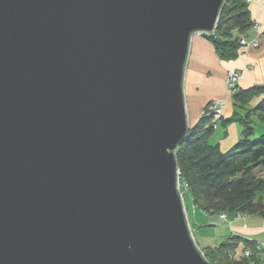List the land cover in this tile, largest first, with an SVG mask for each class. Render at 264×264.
Instances as JSON below:
<instances>
[{
	"label": "water",
	"instance_id": "95a60500",
	"mask_svg": "<svg viewBox=\"0 0 264 264\" xmlns=\"http://www.w3.org/2000/svg\"><path fill=\"white\" fill-rule=\"evenodd\" d=\"M224 2L0 0V264H209L174 150Z\"/></svg>",
	"mask_w": 264,
	"mask_h": 264
},
{
	"label": "trees",
	"instance_id": "16d2710c",
	"mask_svg": "<svg viewBox=\"0 0 264 264\" xmlns=\"http://www.w3.org/2000/svg\"><path fill=\"white\" fill-rule=\"evenodd\" d=\"M249 1L225 0L215 30L199 34L221 61L238 57L243 48L239 39L252 29ZM230 95L233 110L229 117L216 118L210 109L212 101L207 102L174 150L180 191L186 209L192 206L218 218L229 213L264 218V133L252 136L250 118L252 115L264 123V85L237 86ZM233 122L241 125L240 138L223 151L210 137L217 124L225 136L226 127ZM259 243L228 235L218 244L198 247L209 264H264V244L258 250Z\"/></svg>",
	"mask_w": 264,
	"mask_h": 264
},
{
	"label": "crops",
	"instance_id": "0c3cea01",
	"mask_svg": "<svg viewBox=\"0 0 264 264\" xmlns=\"http://www.w3.org/2000/svg\"><path fill=\"white\" fill-rule=\"evenodd\" d=\"M248 7L258 29L257 31L250 29L245 37L257 38L258 44L255 47H243L236 59L221 61L211 44L203 37L197 34L192 36L184 77V88L187 89L184 92L187 94L185 100L188 126L197 121L207 102L218 98L226 100L223 116L231 115L233 110L231 93L226 91L224 86L227 72L238 70L242 73L237 85L239 88L264 85V0H250ZM239 138L240 130L237 124L230 123L226 127V135L219 140L220 149L223 151L229 149ZM188 210L192 235L194 236V230L200 226L210 225L215 230L213 245L220 243L228 235H239L264 244V218L259 215L237 216L229 213L222 220L217 215L202 213L192 206H189Z\"/></svg>",
	"mask_w": 264,
	"mask_h": 264
},
{
	"label": "rangeland",
	"instance_id": "374dc122",
	"mask_svg": "<svg viewBox=\"0 0 264 264\" xmlns=\"http://www.w3.org/2000/svg\"><path fill=\"white\" fill-rule=\"evenodd\" d=\"M197 35L199 36V34H197ZM243 47H248V45H245ZM227 73L225 74V78H224V86H225V90L229 92V89L226 87V76H227ZM184 90L186 91L187 89L184 88ZM184 94H185V99H186L187 94L185 92H184ZM211 101H212L213 105L215 103H217V102H219V105L221 104V107L218 109L217 115L223 116V111H224V108H225L226 100L223 99V98H218L216 100H211ZM222 102H223V104H222ZM248 113H250V111ZM216 117H218V116H216ZM250 118L252 119L251 126L253 127V135L252 136L253 137H257V136L263 134L264 133V123L259 121V120H257V119H255L254 116H252V115H251ZM235 124H237V127L239 128V130H241V125L239 123H237V122H235ZM223 137H224L223 136V130L221 129L220 125L217 124L216 125V129H215V131L213 133V136L210 137V142H218L219 143V140L222 139ZM186 203H187V199H186ZM188 213H189V210L186 209L187 220H188V217H189ZM188 224H189V222H188ZM193 233H194V236L192 235L193 239H194L195 243L199 247L200 246L201 247L211 246L215 242V236H214L215 230L210 225H202L198 229L194 230ZM259 244L263 245V243H259Z\"/></svg>",
	"mask_w": 264,
	"mask_h": 264
},
{
	"label": "built area",
	"instance_id": "2783aa9c",
	"mask_svg": "<svg viewBox=\"0 0 264 264\" xmlns=\"http://www.w3.org/2000/svg\"><path fill=\"white\" fill-rule=\"evenodd\" d=\"M252 29L257 31V29H258L257 23L253 22ZM239 43L242 46L248 45V46H251V47H255V46H257L258 41H257V38L247 39L245 36H242L239 39ZM241 78H242V73L240 71H238V70L229 71L227 73V76H226V87L229 89L230 93H232V92H234L236 90V87H237V85L239 83V80ZM222 104H223V102H222ZM220 107H221V104L219 105V102L215 103L214 105L213 104L210 105V109H212L214 111V114L216 116H218V117L220 115H217V112H218V109ZM218 117H216V118H218ZM179 188H180V184H179ZM220 219H225V215L221 214L220 215ZM262 246H263L262 244H257L256 248L259 250V249L262 248ZM244 254L248 255L249 253H248V251H244Z\"/></svg>",
	"mask_w": 264,
	"mask_h": 264
}]
</instances>
